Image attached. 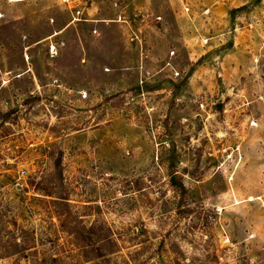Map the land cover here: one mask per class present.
Instances as JSON below:
<instances>
[{
  "label": "rangeland",
  "instance_id": "374dc122",
  "mask_svg": "<svg viewBox=\"0 0 264 264\" xmlns=\"http://www.w3.org/2000/svg\"><path fill=\"white\" fill-rule=\"evenodd\" d=\"M0 264H264V0H0Z\"/></svg>",
  "mask_w": 264,
  "mask_h": 264
},
{
  "label": "trees",
  "instance_id": "16d2710c",
  "mask_svg": "<svg viewBox=\"0 0 264 264\" xmlns=\"http://www.w3.org/2000/svg\"><path fill=\"white\" fill-rule=\"evenodd\" d=\"M84 231L87 232V229L84 228ZM105 243L106 242H104L103 240H95L94 243H92V241L91 242L88 241V242H83L82 245H81V247L84 248V249H88L90 247L97 246V247H95L96 248V251H97V254H95V257L94 258L99 259L101 257H104L105 254L107 253V252H104V250H103L104 247H105ZM108 254H110V253H108Z\"/></svg>",
  "mask_w": 264,
  "mask_h": 264
}]
</instances>
